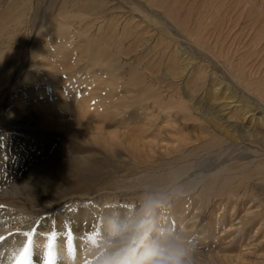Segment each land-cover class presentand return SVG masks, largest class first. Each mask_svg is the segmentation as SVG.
I'll return each mask as SVG.
<instances>
[{
  "label": "rangeland",
  "instance_id": "1",
  "mask_svg": "<svg viewBox=\"0 0 264 264\" xmlns=\"http://www.w3.org/2000/svg\"><path fill=\"white\" fill-rule=\"evenodd\" d=\"M132 1L134 4H140V6L145 9V0H132ZM132 1L131 0L129 1L128 0H0V154L11 152L13 149L12 146H16L17 144V146L19 147L23 146L21 149L24 151L25 156L35 157V158L38 157L44 160L45 162L44 176L46 175L44 177V187H45L44 196L43 199L38 200L39 203H42V205L44 204L43 205L44 207H42L39 210L40 212H42V215H44V217L48 216L50 213H53L55 211L56 212L61 211L62 209L65 208V206H67V204H69V201L72 200L73 198H75V200H78L79 199L78 197L81 195L95 194L96 192L99 191L102 192L106 191L108 194H110L108 199L109 201L111 200L114 201L118 199L119 203H125V202L126 204L131 203L136 207L141 208L140 212H142L144 216H148V214L150 213H155L157 210H160L163 213H168V210H170L171 208H178L181 204H184L186 206V209L188 210V214L184 215V218L186 217V219L183 220V222L184 221L185 222L184 223L182 222L180 225L182 226L183 224L185 225L186 228L188 226L187 229L189 228L193 229V227H195L194 230H196V228L199 229L200 227V229L196 231H201L204 225H206L214 216V215L212 216V214H213L214 203L217 198H215L216 193L213 191L211 198L213 197L212 200L213 199L214 200L210 201L208 204L206 202L205 203L206 206H204L203 200H205L206 197L204 199L203 196L202 198L203 200H201L203 206H201L200 208L201 203L199 202H201L200 199L202 195L198 194L199 196H196L197 193L200 192L204 183L200 181L201 179L200 176L203 175L204 173H205L204 175L213 173L216 170H219L218 168H221L222 166H224V164L226 166V164L228 163L231 165L229 167L228 164L229 167L228 169H230L232 166L233 167L230 170L227 169L229 173H227L228 172L227 170H226L227 172L225 171L226 169L225 168L223 171H225L226 173L221 171V174L219 173V175L221 176L220 177L218 176V178H222V177L224 178L225 175L229 179L234 178V176L231 177V173L234 172V170L232 169H234V167L237 165L234 173H235V177H237L238 175L239 177H237V180L236 178L230 180L234 184L231 183L230 185H232V190L230 188L229 189L233 193L235 191L233 187L235 186L237 191H235L234 193H236V195L238 196L243 195L244 197H247V200H249L250 204L253 203L258 204L259 210H261V212L264 213L263 210L264 181L258 182L260 177H261L260 178L261 181L264 180L263 179L264 176H261L264 175L263 174L264 166L261 165L264 164V147L262 146L261 142L254 140L255 143L257 144L253 143L254 142L253 141L252 143L254 145H251L250 143L245 141L244 144L242 143L240 144V148H241V149L239 148L240 150L236 149L233 143H231L232 142L231 139L226 137L220 131L219 128L213 126L208 122H204L203 121L204 119L201 117V115L196 114L197 112L195 113L194 108H192L191 105H194L196 108L200 110L204 109V107L205 109L210 107L209 104L205 101V99H202L201 96L203 90L208 86V83L210 82L209 81L210 78L207 79L205 76L206 75L204 71L205 69L203 70L202 68L201 69L202 71L199 70L200 75L198 74V76L196 77V79L197 78L199 79L196 80L195 82H193L194 79H192L194 73L191 72L190 73L192 75L189 74V77L183 78L181 80H177L179 77L176 74L181 69H184L185 68L184 66L187 67L189 66L188 67L189 69L193 68V70H196L199 65L204 63L202 56H199V53H195V50L191 48V45H188L187 38L185 35V33L187 32L184 31L187 29L188 24L185 25L186 28L182 27L184 28L182 29V31L181 29L178 28L177 30H172L173 32L172 31L171 32L173 34L171 36V39H168V35L165 34L162 35L163 32L160 33L161 31L158 30V26L152 24L151 21L148 22L147 19L144 18L143 13L139 11V9H136V7L131 6ZM187 1L188 2H186L185 8L186 7L188 8L189 7L188 5H190L191 7H194V9L188 8L187 11L186 10L187 8L186 9L184 8L186 11L184 10L182 14H185L187 16L191 13L190 12L191 10H193V12H196V10L197 11L202 10V12H204L206 9L207 10L209 9L207 12L209 16L208 25L210 27L208 29L211 30L214 29V27H216L217 32H219L220 28L223 29L225 32L222 31V38H224V42L227 43L234 42L233 40L235 39L234 43L236 44L240 43V46L243 43H246L247 45L249 44L251 45L252 40L254 43L255 42L254 38L257 36L254 35L255 36L254 37L253 34H250L251 30L254 28H255L254 30H258L261 28L260 24L263 25V21L260 20L261 19L259 17L260 15H258L259 13L258 6L260 5V2H264L263 0H255V1L243 0V2L245 1L244 3L242 2V0L240 1L214 0V2L211 0L213 3H211L210 1L209 4H208L209 0L208 1L187 0ZM196 1H198L197 5L199 3L198 6L201 7L200 9L195 8L198 7L196 5ZM220 1L224 2L225 4L226 2L230 4L229 5L227 4L226 7L224 4H221L222 2ZM248 2H254L255 6L253 7L250 6V3ZM202 3H205V5H203ZM219 4H221V6ZM223 5L226 7L225 11ZM247 6H249L248 7L249 9H246ZM127 7H129L128 8L129 10L127 9ZM202 7H204V10L202 9ZM229 7L232 8L230 9ZM214 8L217 9V11L219 12L217 15L220 17L216 16L215 14L216 11H214ZM209 11H210V15H209ZM220 14H223L225 19H223V15ZM232 17H236L234 18L236 21H234ZM220 18L223 20V24L221 23L223 27L220 24V22L222 21L218 20ZM228 20H229V24H228ZM55 22L67 24V27L70 29L69 35H65L64 33H61V38H60L59 36L60 34L56 35V33L52 32L53 30L51 29L52 24H54ZM237 22L241 25V28L246 29V31H244V29H243L244 32L240 31L241 28L239 27L240 25H238ZM213 24H215L216 26ZM225 24L228 25L226 26ZM236 24L237 26H235ZM247 25L249 27H247ZM100 26L101 28L99 30ZM89 28H90L89 37L94 40V43L97 42V40L98 41L101 40L102 45L106 49L105 56H103V52H102L101 56L98 58L97 61L98 63H94L93 66L95 67L89 66L88 62L85 61L87 64L86 69H83L81 72H78L81 69V67H79L75 69L74 72L66 71L64 72V74L62 73L63 72L62 71L61 72L62 75L60 77H57L56 80H53L51 76L41 74L42 71L47 72L48 67L44 66V68H39L38 66L34 65L35 62L33 56L36 53H39L38 50H36L37 45L41 43V41L46 40L44 35L47 32L53 33V35L49 34L51 35L50 41L61 43L64 40L66 41L68 40L73 44H78V43H82L83 41L82 33L84 31L88 32ZM227 28L228 29L230 28V30L228 31ZM174 31L176 32L174 33ZM234 31H236L237 34L235 33L233 37L234 33L232 32ZM98 32L100 35L98 39H94L93 37H91V35L93 36L97 35ZM238 32L239 33L241 32L242 34L239 35ZM230 34L231 37H229ZM42 35L44 39L41 37ZM121 35L123 36L121 37ZM173 36H175L176 38L177 41L176 45H174V43L172 42ZM229 38H233V39L231 40ZM237 39H239L238 40L239 42H237ZM241 39L243 40V42ZM163 41L167 42V44ZM219 41H223V40L219 39ZM162 42L164 43V45L165 44L166 45L164 46ZM82 45L83 44L75 45V48L80 47ZM176 46H177V51L175 50ZM163 50H165L166 53H164ZM83 51L85 53L87 52L84 49V47H83ZM84 52L80 53L83 60L87 58L89 61L90 56L94 55L91 53L87 55ZM74 53L77 52L75 51ZM169 54L171 57H168ZM108 60H111L115 64L118 71L114 75H109V76L107 75L106 77H104V79L106 80V86L104 84H98V86L101 88L100 90V88L97 87L95 84L93 85V87L99 90L93 92H90L88 90H81L82 88L80 86L85 88L83 85L77 87V90L78 92H80L81 96L82 95L90 96L91 100L88 103V106L90 107L92 113L97 112V110L100 111L98 115L96 116L94 115L92 117V122L106 128L108 132H110L111 134L120 133L122 131H128V133L133 131L136 133L140 132V134L143 135V137H145V139L147 140H154V141H158L159 139L162 140L159 141V144L163 145V146L161 145L162 148L158 149L160 145L159 146L157 145V147L155 146L156 148L155 147L153 148L155 156L154 154H152L150 155L149 158H146L147 157L145 156L146 153L144 154L139 153L138 156L137 155L138 153L136 151L132 152L126 147L125 144L122 145V143L118 141L112 142L111 144L113 147L108 148L107 146L104 147L100 142L96 141L95 139L93 140L92 138H85L84 136H79L77 132H74V129L76 128H74L73 125H68V122L72 121V117L69 118L66 112L65 113L52 112L49 119L44 118V122H41L42 118H40V115L36 112V104H38L39 99L42 96H37L35 99H32L33 104H31L32 102L27 100L28 93L34 90L33 89L34 87H32V85L34 84L33 82L35 81H39V84L41 85L44 84L42 82H44L45 80H48L50 82L56 81V83H58V85H56V88L61 89V87H66L68 86V84L71 83H74V85L75 83L81 84L80 83L81 73H83L87 75L89 79H91V82L95 83L94 76L96 75V73L102 71V69L99 67L101 66L100 64L102 62H107ZM215 73L217 76L216 80L229 82L231 84L230 85L231 88L234 91L237 90L236 91L237 97L239 96L240 98L243 96L242 93L240 92L241 91L244 92V91L236 83H234L233 80L231 81L230 80L231 78L229 79L227 71L224 70L220 65L215 67ZM168 74H171L175 78L178 77L175 79L178 82L171 83V80L167 76ZM261 75L264 76V73H262ZM189 80L193 84L189 82ZM133 84L136 85V87H134ZM38 93H40L39 90L36 91L34 94H38ZM246 93L244 92L243 94L246 97L251 98V95H247ZM200 104L202 108L200 107ZM39 109L40 111H42V106L39 105ZM189 113H191L190 115L192 116H190ZM234 113L235 114H232L233 115L232 116L230 115L231 113L228 112V115L231 116L229 117L230 120H228L230 124L236 122L237 113L235 111ZM183 114L185 117L184 120H183L184 117H181L183 116ZM228 115H226V117H228ZM186 116L188 118H186ZM55 118L58 119L57 121L60 122H57ZM51 119L52 120L54 119V121H52ZM59 124H61V126H59ZM207 125L211 128L209 129ZM204 129H209L208 130L209 132ZM180 130H182L183 132H181ZM214 131L218 134L214 133ZM229 131L235 132V134L241 133V129H238L237 127H235L233 130L229 128ZM211 132L213 133L212 136H214V138L210 136L212 134ZM183 133H185V135ZM188 136L191 138H189ZM221 138L224 139L221 140ZM225 139L226 141H224ZM215 140L218 141L219 144ZM97 143L99 144L97 145ZM186 143L187 145H185ZM195 144L197 145L199 144V145L197 146ZM206 144L208 145L209 148H207V146H205L206 148H204V145ZM256 145H259V147ZM248 147L250 150L248 149ZM103 148L107 152L105 150H102ZM202 148L204 150H202ZM251 148L253 149L255 148V150L253 151V149ZM110 149L113 150L115 149V150L114 151L111 150L112 151L111 152ZM251 150L254 153L257 150L259 152L261 150L262 151L260 152L261 154L257 151V154L253 155ZM108 151H110V153ZM178 151L180 153H178ZM191 151H193L194 153ZM207 151L211 155H209ZM245 151L246 153H244ZM227 153L229 156L227 155ZM172 155L174 156L176 155V156L175 157L173 156L172 159ZM192 155H195L196 157H193ZM231 155L234 156V159ZM53 156L55 157L53 158ZM202 156L204 157L202 158ZM256 156L259 157L256 158ZM217 157L218 159H216ZM235 158L237 160H235ZM246 161L247 162L251 161L250 162L251 165L247 164ZM166 162H168V164ZM84 163L86 164V167H83ZM193 163L194 165H192ZM255 163L261 165V170L263 171L258 170L260 168L254 170L255 165L253 164ZM54 164L58 167H56ZM180 164H183L184 167ZM23 168L24 170L20 171L19 173L24 172L25 170L28 169V167H23ZM45 168H49L51 171L49 172V170L48 169L45 170ZM169 168L171 169V171H169L170 170ZM187 169L189 172L187 171ZM88 170L91 172H89ZM178 170H182V171H178ZM163 171L164 172L166 171L165 175L163 174L164 173ZM260 171L263 173L260 174ZM254 173H257V175ZM228 174L230 175V177H228L229 176ZM248 174L250 175L249 176L250 178L247 176ZM19 175L20 174H18V176ZM157 175H159L158 176L159 178L157 177ZM242 175L246 177L247 180L245 179L244 181L243 179L244 177L241 178ZM166 176H167V180L165 179ZM177 177H179L180 181L177 179ZM175 178L177 181L175 180ZM193 179H197L200 181L199 182L200 187H197V191H196L197 193L195 191L194 193L188 189L185 191L186 188L184 189V191L180 192L181 193L180 195L179 193H177L176 195L170 193L171 191H169V189L171 188V185L172 186L177 185L176 187H178L180 185H184L185 183ZM0 180L3 179L0 178ZM148 180L151 181V183ZM158 180L159 182H157ZM170 180L173 181L171 182ZM181 180H184L185 182ZM161 181L164 182L165 185H163ZM239 181L242 182L244 181L245 183ZM252 181H253V186H250L252 185ZM256 181L258 182V185ZM148 182L150 184H148ZM166 183L168 184V186L166 185ZM237 183L238 184L240 183L241 185L238 186ZM154 185L155 187L157 186L158 189L163 190L165 193L169 191V193L164 194V195L168 194L169 197L168 196L167 197L169 203L166 200L167 197L165 196L164 198V195L163 198L159 200V202L158 201L157 203L155 201L150 202L151 201L150 199H153L154 197L153 195L155 194L156 196V193H154L155 189L152 187ZM260 186H263V188L262 187L260 188ZM242 188L243 189L245 188L246 190L243 191ZM250 188L252 189V191L250 190ZM144 191L145 192L147 191L146 192L147 194ZM187 192L188 195L186 194ZM248 192H251L253 194L255 193L254 194L255 197H253L254 199L252 201L250 200V198L252 199V197L249 195L250 193ZM213 193L215 194L214 196ZM170 194L174 196L176 199L175 198L173 199V197ZM183 194L186 196H183ZM192 195H195L194 197H198L199 199H194ZM103 196L102 198L108 197L105 195ZM113 196H115V199ZM177 197L179 199H177ZM192 198L193 200H189ZM197 200H198V204H197ZM170 201H171V205H170ZM190 201L193 202L191 203ZM165 202H167L166 204H168V206H166ZM188 203L189 205H187ZM152 207L154 208L151 209ZM161 208L163 211L161 210ZM221 208H223V206H221ZM239 210L240 209H238V211ZM220 212L222 213V209L217 212L219 214L217 213L216 214L220 215L221 214ZM190 217H192V219ZM262 220H264V215L258 216V218L253 220L252 223L253 225L257 224L258 226L256 225L257 231H255V233L253 234V239H252L253 241L251 243L252 252L245 259L248 262V264H264L263 263L264 262V244H263L264 229H262L264 228V224ZM192 223L195 225H193ZM226 229L227 227H225V230ZM221 233L223 234V232L219 231L218 234ZM218 234L216 236H218ZM209 242L210 240L205 239V244H208ZM216 249L220 250L221 248L217 247L215 248V250ZM179 253L181 252H178V254ZM178 257L177 259H175L176 257H174L173 264H183V263L196 264L197 262L196 261L197 259H195L196 256L194 255L191 249L187 250L185 248L183 250V253H181V255H178ZM179 259H181L180 260L181 263ZM211 264H216V263L212 262Z\"/></svg>",
  "mask_w": 264,
  "mask_h": 264
},
{
  "label": "bare ground",
  "instance_id": "2",
  "mask_svg": "<svg viewBox=\"0 0 264 264\" xmlns=\"http://www.w3.org/2000/svg\"><path fill=\"white\" fill-rule=\"evenodd\" d=\"M192 1H194V0H192ZM210 1L211 0L208 1V4ZM212 1L214 2V0H212ZM212 1H211V3H213ZM223 1H225V0H223ZM238 1H240V0H238ZM186 2H188V1L187 0L186 1L185 0H145V9L143 7H141L140 4H134L133 1L131 2L132 3L131 6H134V7H136V9H139V11L141 13H143L144 18L147 19L148 22L151 21L152 24H155L156 26H158V30L161 31L160 33L163 32L162 35L163 34L168 35V39H171V36L173 34L172 30H177V28H178V29H181V31H182V29L186 28L185 25L188 24L187 29L184 30L187 32V33H185V32L184 33L186 35L188 45H191V48L193 50H195V53H199V56H202L204 63L201 64L202 66L199 65L196 70H193V68L189 69L188 68L189 66L187 67V66L183 65L185 68L181 69V70L179 69L180 71L176 74L179 78L178 77H176V78H178L177 80H181L183 78L189 77V74L194 73L192 79H194L193 82H195L196 80L199 79V78L196 79V77L198 76L200 71H202L201 70L202 68H203V70L205 69L204 71L206 73V75H205L206 78L207 79L210 78V80H209L210 82L208 83V86L203 90L201 96H202V99H205V101L209 104V106L211 108L209 107V108L205 109V107H204V109L200 110V109L196 108L194 105H191V107L194 108L195 113L197 112L196 114L201 115V117L204 119L203 120L204 122H208V123L212 124L213 126L219 128L220 131L226 137L230 138L232 141L231 143H233V145L236 147V149H239L240 144L241 143L244 144L245 141H247L251 145H254L253 144V143H255L254 140L260 141L262 146L264 147V76L261 75L262 73H264V2H260V5L258 6V8H259L258 15H260L259 17L261 18L260 20L263 21V25L260 24L261 25L260 29L254 30L255 29L254 28L251 30V33H250V34H253V36L257 35L256 37L254 36L257 40L254 38L255 42L253 43V40H252L251 45L250 44L247 45L246 43H243V44H241V46H240V43H238V44L234 43L235 39L233 40L234 42H229V43L224 42V38H222V31H224L223 29L220 28L219 32H217L216 27H214V29H211V30L208 29L210 26L208 25V17L209 16H208L207 11L209 9L207 10L205 8L206 12L205 11L202 12V10H200V11L196 10V12H193V10H191L190 11L191 13L187 16L185 14H182L183 11L187 8V7L185 8ZM197 2L198 1H196V5H197ZM199 2H201V1H199ZM220 2H222V1H220ZM235 2H237V1H235ZM242 2H243V0H242ZM135 3H136V1H135ZM248 3H250V6H252V7L255 6L254 2H248ZM202 4L205 5V3H202ZM221 4H224L227 7V4L229 5L230 3L226 2V4H225L224 2H222ZM221 4H219V5L221 6ZM198 5H199V3H198ZM188 6H189L188 8L194 9V7H191L190 5H188ZM225 6H224V11L226 10ZM238 6H240V5H238ZM241 7H243V6H241ZM248 7L249 6H247V8L246 7L245 8L249 9ZM128 8L129 7H127V9ZM188 8L186 9L187 11H188ZM195 8L200 9L201 7L198 6ZM229 8H228V11H229ZM256 8H257V5H256ZM202 9L204 10V7H202ZM214 11L217 12V13L215 12V14H216V16H218L217 14L219 12L217 11V9L214 8ZM240 11H243V10H240ZM209 15H210V11H209ZM220 15H223V14H220ZM230 16H232V15H230ZM218 17H220V16H218ZM234 18H236V17H232V19H234ZM237 18H238V16H237ZM223 19H225L224 15H223ZM218 20L222 21V22H220V24L221 23L223 24V20L221 18ZM130 21H129V24H130ZM212 21H214V20H212ZM234 21H236V20L234 19ZM216 24H217V22H216ZM228 24H229V20H228ZM148 25H151V24H148ZM213 25H215V24H213ZM238 25H240V24L238 23ZM235 26H237V24ZM182 27H184V28H182ZM222 27H223V25H222ZM239 27L241 28V25ZM247 27H249V26L247 25ZM100 28H101V26L99 27V30H100ZM51 29H53L52 32L56 33V35L60 34L59 35L60 38H61V33H64L65 35H69V32H70V29L67 27V24H63L60 22H55L54 24H52ZM243 29L241 28L240 31H242V32L246 31V29H244V31H243ZM155 30H157V29H155ZM229 30H230V28L228 29V31ZM238 31H239V29H238ZM175 32L176 31H174V33ZM178 32H179V30H178ZM47 33L44 35L46 40L41 41L42 44L39 43L37 45L36 50H38L39 53H36L33 56V58H34V62H35L34 65L38 66L39 68H44V66L48 67V71L47 72L42 71L41 74L51 76L53 78V80H56L57 77H60L62 75V73L64 74V72H66V71L74 72L75 69H77L79 67H81V69L78 72H81L83 69L87 68L86 62H88L89 66L95 67L93 65H94V63H98L97 62L98 58L101 56L102 52H103V56H105L106 49L102 45L101 40L100 41L97 40V42L94 43V40L89 37L90 28H89L88 32L84 31L82 33L83 41H82V43H78V44H73L68 40L67 41L64 40L61 43L50 41L51 35H53V33H49V32H47ZM232 33H234L233 37H234L235 33L237 34L236 31H234ZM49 34H51V35H49ZM240 34H242V33L240 32L239 35ZM243 34H245V33H243ZM117 36H118V34H117ZM122 36L123 35H121V37ZM41 37L43 38V35ZM91 37H93L94 39H98V37H100L99 32L95 36L91 35ZM229 37H231V34ZM242 37H243V35H242ZM172 39H173L172 42L174 43V45H176L177 41H176L175 36H173ZM219 39H221L223 41H219ZM229 39L232 40L233 38H229ZM238 40L239 39H237V42H239ZM250 40H249V42H250ZM122 42H123V40H122ZM163 42H165V41H163ZM187 42H185V43H187ZM242 42H243V40H242ZM93 43H94V46H93ZM165 43L167 44V42H165ZM80 44H83V45L80 47H76L77 48L76 49L75 45H80ZM163 45H164V43H163ZM45 46L47 47V49ZM44 47H45V50H44ZM83 47L87 51L86 53L83 51ZM163 47H161V48H163ZM175 50L177 51V46H176ZM75 51L77 53H74ZM163 51H164V53H166L165 50H163ZM172 51H174V50H172ZM70 52H72V53H70ZM82 52H84L87 55L90 53L94 54V55L90 56L89 61L87 58H85V60H83L81 57V54H80ZM168 57H171L170 54ZM180 57H181V55H180ZM100 65L101 66H99V67L102 69V71L96 73V75L94 76L95 83L91 82V79H89L87 77V75H85L83 73H81V80H80L81 84L75 83V85H74V83H71V84H68V86H66V87H61V89L56 88V85H58V83H56V81L50 82L48 80H45L44 82H42V83H44L42 85L39 84V81H35V82H33L34 84L32 85V87H34L33 88L34 90L32 92L28 93L27 100L32 102V99H35L37 96H42L41 98L39 97L40 98L39 102H38V104H36V112L40 115V118H42L41 122H44V118L49 119L52 112H54V113L55 112H58V113H60V112L65 113L66 112V114L68 115L69 118L72 117V121L68 122V125H73V127L76 128V129H74V132H77V134L79 136H84L85 138H92L93 140L95 139L96 141L100 142L104 147L107 146L108 148L113 147L111 144L112 142L118 141V142H121L122 145L125 144L126 147L129 150H131L132 152L136 151L138 153L137 154L138 156H139V153L140 154L146 153V155H145V156H147L146 158H149L150 155H152V154H154V156H155L153 148L155 146L157 147V145L159 146L160 145L159 141H162V140H160V139L158 141L147 140V139H145V137H143V135L140 134V132L136 133L133 131H131L129 133H128V131H122L120 133H112L111 134L110 132H108V130L106 128L99 126L98 124H95L94 122H92V117L94 115L95 116L98 115L100 113V111L97 110V112L92 113V111L90 110V107L88 106V103L91 100L90 96L89 95H82L81 96L80 92H78V90H77V87L80 85H83L85 88L80 86L82 88L81 90H88L90 92H93V91L99 90V89H97V88L95 89L93 87V85H95V84L97 87H99L98 84H104L106 86V80L104 79V77H106L107 75L108 76L114 75L118 70H117V67L115 66V64L111 60H108L107 62H102ZM219 65L224 70L227 71L229 79L231 78L230 79L231 81L233 80V82L236 83L245 93L247 92L246 93L247 95H251L252 99L246 97L243 94L244 92H242V91L240 93H242L243 96L240 98H239V96L237 97V93H236L237 90L234 91L231 88V86H230L231 84L229 82H223V81L216 80L217 76L215 73V67L219 66ZM167 76L171 80V83L178 82L177 80H175L176 78L174 76H172L171 74H168ZM67 79H68V77H67ZM189 82H191V81L189 80ZM76 84H77V86H76ZM202 85H204V84H202ZM133 86L136 87V85H134V84H133ZM189 87H191V86H189ZM241 89H238V90H241ZM38 90L40 93L34 94ZM100 90H101V88H100ZM177 103H179V102H177ZM31 104H33V102ZM39 105L42 106V111L44 110L43 112L46 111L45 113L40 111L41 107L39 109ZM184 105H185V103H184ZM33 106H35V105H33ZM176 106H177V104H176ZM200 107H201V104H200ZM187 108H188V106H187ZM187 108H185V109H187ZM224 108H226V109H224ZM188 110H189V108H188ZM188 110H187V112H188ZM191 110H190V112H191ZM234 111L237 113L236 114L237 119H236V122L233 121L234 123L230 124L228 122V120H230L229 117H231V116L228 115V112L231 113L230 115H232V114H235ZM222 112H224V113H222ZM38 114H36V115H38ZM184 114H186V113H184ZM184 114L181 117H184ZM190 114L191 113H189V115ZM60 115H62V114H60ZM195 115H193V116H195ZM226 115H228V117H226ZM190 116H192V115H190ZM56 117H59V116H56ZM186 118H188V117L186 116ZM27 119H29V118H27ZM65 119H66V117H65ZM184 119H185V117L183 118V120ZM57 120L58 119H56V121ZM39 121H40V119H39ZM52 121H54V119ZM57 122H60V121H57ZM61 123H62V121H61ZM59 126H61V124H59ZM226 127H228V128H226ZM235 127H237L238 129H241V133L235 134V132L229 131V128H231V130H233ZM205 128H207V127H205ZM210 128L211 127H209V129ZM199 129H197V130H199ZM209 129H204V130L208 131ZM180 131L183 132L182 130H180ZM65 132H67V131H65ZM214 133H216V132L214 131ZM183 134L185 135V133H183ZM216 134H218V133H216ZM212 135H213V133L210 136L212 138H214V136H212ZM219 136H220V134H219ZM215 137H217V136H215ZM189 138H191V137H189ZM223 139L221 138V140H223ZM187 140H188V138H187ZM190 141H189V143H190ZM224 141H226V139ZM216 142L218 143V141H216ZM205 143H207V142H205ZM98 144L99 143H97V145ZM255 144H257V143H255ZM161 145L159 146L158 149L162 148ZM185 145H187V143ZM195 145H197V144H195ZM222 145H225V144H222ZM103 146H101V147H103ZM205 146H207V148H209L207 144L204 145V148H206ZM256 146L259 147V145H256ZM22 147L23 146L19 147L16 144V146H12L13 149L11 152H6V153L0 154V178L3 179V180H0V201H1L0 202V264H44V261L46 258L49 259L50 261H52L53 264H173L174 263V257H176L175 259H177L178 255H181V253H183V250L185 248L187 250L191 249L193 251L194 255L196 256L195 259H197L196 261L198 262V264H211L212 262H214L216 264H248V262L245 259L252 252L251 243L253 241L252 240L253 234L255 233V231H257L256 230L257 224L253 225L252 223H253V220L258 218V216L264 215V213L261 212V210H259L258 204H256V203L250 204L249 200H247V197H244L243 195L242 196L236 195V193H234L235 191H237L235 186L233 187L235 191L233 190L234 192L232 193V191H231L232 185H230L232 182L230 180H232L234 178H236V180H237V177H239V175L237 177H235V173H234L237 165L234 167V169H232V170H234V172L232 171L234 174L231 173V177L234 176V178H232V179L227 178L226 175L224 176V178L222 177L223 179L218 178V176L219 177L221 176V175H219V173L221 174V171H223L225 168H226L225 169V171H226L231 166L229 163H228L229 167H228V164H226V166L224 164L225 167L222 166L224 168L221 167V168H218L219 170H216L213 173H209L206 175H204L205 174L204 173L203 175H201L200 181H202L204 183H203V187L201 185L202 188H201V190L199 189L200 192H198V193L196 191H197V187H200V185H199L200 181L197 179H193L191 181H188L185 184L182 183L184 185H180L178 187H176L177 185L176 186L173 185L175 187H173L171 185V188H170L171 190L169 189V191H171L170 193H172L173 195H176L177 193H179V195H180L181 194L180 192L184 191V189L186 188L185 191L187 189L192 191V192L195 191L197 193L196 196L202 195L200 201L203 200L202 199L203 196H204V199L206 197V199L203 200L204 206H206L205 205L206 202L208 204L210 201L214 200V199L212 200L213 197L211 198L212 192L214 191L216 193L217 197L215 196V198H217V199L215 200L214 208H213V214H212V216L213 215L214 216L211 218V220L206 225H204V227L201 231H196V230H199L200 227H199V229L196 228V230H194L195 227H193V229L192 228L187 229L188 226L186 228L185 225H183V224H182V226L180 225L183 222V220L186 219V217L184 218V215L188 214V210L186 209V206L184 204H181L178 208H171L170 207L171 209L168 210V213H163L160 210H157L155 213H150V214H148V216H144L142 214V212H140L141 208L136 207L135 205H133L131 203L130 204H128V203L126 204V202L125 203H119L118 199L114 200V201H112V200L109 201L108 199H109L110 194H108L106 191L105 192H102V191L96 192L95 191L96 192L95 194H87V195H81V196L76 195V196H79L78 200H75V198H73L74 200L73 199L70 200L69 204H67V206H65V208L62 209L61 211H57V212L55 211L53 213H50L48 216L44 217V215H42V212L39 211L42 207H44L43 206L44 204L42 205V203H39L38 200L43 199V196H44V188H45L44 187V177L46 176V175L44 176V166H45L44 163L45 162H44V160H42L41 158H38V157L35 158V157L25 156L24 151L21 149ZM217 147H219V146H217ZM188 149H189V147H188ZM248 149H249V147H248ZM251 149H253V148H251ZM102 150H105V149L103 148ZM111 150L114 151L115 149L114 150L110 149V151ZM202 150H204V149L202 148ZM206 150H208V149H206ZM225 150H226V148H225ZM254 150H255V148L253 149V151ZM110 151H108V152L110 153ZM235 151H238V150H235ZM243 151H244V149H243ZM253 151H252V153H253V155H255V154H257L258 150L255 151V153ZM191 152H193V151H191ZM178 153H180V152L178 151ZM207 153L209 155H211L208 151H207ZM215 153H216V150H215ZM244 153H246V151ZM213 154H212V156H213ZM219 155H220V152H219ZM227 155H228V153H227ZM173 156L174 155H172V159H173ZM192 156L196 157L195 155H192ZM54 157L55 156H53V158ZM185 157H186V155H185ZM203 157L204 156H202V158ZM218 157L216 159H218ZM232 157L234 159V156H232ZM258 157L256 156V158H258ZM170 159H169V161H170ZM187 159H188V157H187ZM235 160H237V159L235 158ZM192 162H195V161H192ZM250 162H247V164H250ZM255 162H257V161H255ZM166 163L168 164V162H166ZM252 163H253V161H252ZM183 164H180V165L183 166ZM79 165H77V166H79ZM192 165H194V163ZM239 165H240V163H239ZM253 165H255L254 170H256L258 168H260L258 170H261V165L264 166V164L259 165L256 163ZM164 166H166V165H164ZM23 167H28V169L25 170L24 172L19 173L20 171L24 170ZM56 167H58V166H56ZM83 167H86L85 163L83 164ZM47 169L49 170V172L51 171L49 168H45V170H47ZM78 169H79V167H78ZM230 169H228V170H230ZM239 169H240V167H239ZM243 169H245V168H243ZM169 171H171V169ZM178 171H182V170H178ZM187 171H188V169H187ZM225 171H223V172H225ZM236 171H238V170H236ZM261 171H263V170H261ZM261 171H260V174L264 172V171L263 172H261ZM89 172H91V171H89ZM165 172L163 173L164 175H165ZM227 173H229V171ZM18 174H20V175L18 176ZM254 174L257 175V173H254ZM159 175H157V177ZM222 175H224V174H222ZM244 175H246V174H244ZM167 176H168V174H167ZM167 176L165 178L166 180H167ZM177 176H179V175H177ZM195 176H196V174H195ZM247 176L249 177L250 175L248 174ZM258 176H259V173H258ZM261 176H264V175H261ZM144 177H145V175H144ZM150 177H152V176H150ZM154 177H155V174H154ZM163 177H160V178H163ZM228 177H230V175ZM243 177L244 176L242 175L241 178H243ZM46 178H48V177H46ZM142 178H143V176H142ZM260 178H259L258 182H263L264 180L261 181ZM83 179H84V177H83ZM177 179L179 180V177H177ZM243 179L245 181L246 177H244ZM143 180H145V179H143ZM168 180H169V178H168ZM175 180H176V178H175ZM184 180H181V181L185 182ZM142 182H144V181H142ZM149 182L151 183V181H149ZM149 182H148V184H150ZM157 182H159V180ZM239 182H242V181H239ZM258 182L256 181L257 185H258ZM46 183H47V181H46ZM154 183H156V182H154ZM162 183H163V185H165L164 182H162ZM232 184H234V183H232ZM254 184H255V182H254ZM166 185L168 186L167 183H166ZM237 185L239 186L241 184L237 183ZM260 185H261V183H260ZM250 186H253V181H252V185H250ZM263 186H264V184H263ZM263 186H260V188L261 187L263 188ZM148 187H150V186H148ZM152 187L155 189V192L154 191L153 192L156 193V196L154 194L153 195L154 197H153V199H150L151 200L150 202L155 201L157 203V201L159 202V200H161L163 198L164 194L169 193V191H167V190H166L167 192L165 193L163 190L158 189L157 186H156L157 187V189H156L155 185ZM160 187H161V185H160ZM240 187H242V186H240ZM251 188H250V190L252 191L253 188L252 189ZM144 190H146V189H144ZM245 190L246 189L244 188L243 191H245ZM46 191H47V189H46ZM100 192H102V193H100ZM108 192H110V191H108ZM248 193H250L249 195L252 197V199L250 198V200L252 201L254 199L253 197H255L254 196L255 193L254 194L251 192H248ZM186 194L188 195V192ZM190 194H192V193H190ZM103 195L108 196V197L102 198ZM214 195L215 194L213 193V196ZM117 196H119V195H117ZM165 196L167 197L168 194L164 195V198H165ZM183 196H186V195L183 194ZM192 196L194 197L195 195H192ZM113 197L115 199V196H113ZM127 197H129V196H127ZM132 197H135V196H132ZM168 197L166 199L167 202H168ZM172 197H173V199L175 198L174 196H172ZM177 199H179V198L177 197ZM194 199H199V198L194 197ZM189 200H193V198L189 199ZM167 202H165V204ZM199 203L202 204V205L200 204V208H201V206H203V203H202V201ZM197 204H198V200H197ZM138 205H140V204H138ZM170 205H171V201H170ZM187 205H189V203ZM209 205H211V204H209ZM225 205H226V207H225ZM166 206H168V204H166ZM221 206H223V208H221ZM153 208L154 207H152L151 209H153ZM210 208H211V206H210ZM202 209H203V207H202ZM221 209H222V213L220 212L221 214L217 215V214H219L217 212L220 211ZM238 209H240V210L238 211ZM161 210H162V208H161ZM263 210H264V208H263ZM154 211H155V209H154ZM188 216H190V215H188ZM194 217H195V215H194ZM190 218L192 219V217H190ZM262 221L264 224V220H262ZM190 222H192V221H190ZM193 225H195V224H193ZM225 227H227L226 230H225ZM262 229H264V228H262ZM219 231L223 232V234L222 233L218 234ZM217 234H218V236H216ZM205 239L210 240V242L208 244H205ZM263 244H262V246H263ZM217 247H220L221 249L215 250V248H217ZM254 248H256V247H254ZM178 252H181V253L178 254ZM190 255H192V254H190ZM180 258H182V257H180ZM180 260L181 259H179V261ZM250 260H252V259H250ZM197 262H196V264H197ZM180 263H181V261H180ZM182 263H183V261H182ZM183 264H186V263H183Z\"/></svg>",
  "mask_w": 264,
  "mask_h": 264
},
{
  "label": "snow or ice",
  "instance_id": "3",
  "mask_svg": "<svg viewBox=\"0 0 264 264\" xmlns=\"http://www.w3.org/2000/svg\"><path fill=\"white\" fill-rule=\"evenodd\" d=\"M44 264H53V262L46 258Z\"/></svg>",
  "mask_w": 264,
  "mask_h": 264
}]
</instances>
